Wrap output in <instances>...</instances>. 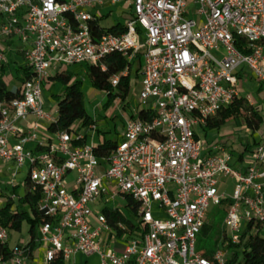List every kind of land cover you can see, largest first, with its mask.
I'll list each match as a JSON object with an SVG mask.
<instances>
[{
    "label": "built area",
    "instance_id": "2783aa9c",
    "mask_svg": "<svg viewBox=\"0 0 264 264\" xmlns=\"http://www.w3.org/2000/svg\"><path fill=\"white\" fill-rule=\"evenodd\" d=\"M118 2L130 7L125 30L99 33L102 8ZM13 40L23 45L29 73L18 97L0 100V164H11V187L28 166L22 184L42 192L38 208L47 220L38 237L45 263L58 255L68 263L80 252L97 254L98 264H227L238 249L229 244L240 242L248 224L264 226V136L242 158L215 142L203 152L198 137L200 126L242 97V70L264 86V0H0V64L7 63ZM112 53L128 63L141 57L140 106L150 117L139 111L127 117L122 139L102 157L92 145L72 144L84 138L82 131L41 136L38 120L56 122L44 110L48 76L74 64L105 70ZM119 78L113 75L111 84ZM29 116L36 121L18 125ZM226 178L234 182L230 195ZM116 196L138 203L137 228L121 250L103 238L112 228L102 209L98 224L90 222L94 205L113 208ZM223 202L226 248L208 258L197 252V237L210 206ZM8 239L0 222V247ZM28 256L27 246L15 244L0 252V264H25Z\"/></svg>",
    "mask_w": 264,
    "mask_h": 264
},
{
    "label": "trees",
    "instance_id": "16d2710c",
    "mask_svg": "<svg viewBox=\"0 0 264 264\" xmlns=\"http://www.w3.org/2000/svg\"><path fill=\"white\" fill-rule=\"evenodd\" d=\"M103 17L101 18V20ZM99 33L109 31L117 33L124 31V24L121 22L115 25H102L99 23ZM139 68L137 72L140 74L142 68V59L138 55ZM106 69L102 70L96 65H86V73L92 87L102 91L105 95V101L102 104V109H106L115 99L125 100L130 90V72L123 75L121 72L127 68L130 69V63L119 53H112L104 59ZM71 66L63 68L61 71L48 76L47 80L60 82L63 86L62 92L53 94L52 97L57 105V118L56 122L51 123L48 129L51 132L57 131H72L77 133L81 127H89L91 124H96L97 119L89 115L85 109L83 91H82V78L69 69ZM29 70L26 66L22 52L16 51L14 54L9 55L7 63L0 64V100H11L19 96V86L21 78L28 76ZM120 73L118 83L113 86L110 78ZM44 89V85H43ZM244 97H238L228 106L221 109L216 116L209 118L204 129L218 130L228 120L233 118H243L245 125L251 129H258L262 124V116L250 105ZM127 105V103H126ZM150 110L142 108L139 110V117L148 119ZM86 134L81 140H73V145H83L85 143ZM117 141L108 139L102 143L93 146L94 153L99 156H107L112 148L116 145ZM251 145H246L243 152L237 153L242 158L245 151L250 150ZM234 153V151H230ZM14 186V190H15ZM42 197V192L39 188L33 192L27 191L25 194L17 199V205L13 207V199H8L6 204L0 208V222L10 229L20 230L23 220L27 219L29 222L28 235L29 241L24 244L29 248V252L36 246L37 239V226L47 220L38 208L39 201ZM21 204H25V209H19ZM138 203L132 200L129 196L125 197L123 210L120 208H104L103 213L106 216L107 222L112 228V231L117 236L123 234H133L137 228ZM219 219H222L223 213L221 212ZM119 224L124 226L121 229ZM212 224L205 222L201 229V235L206 236ZM9 233V232H8ZM9 241V239H8ZM7 243L0 247V252H7L9 247ZM23 245V243H18ZM231 247L238 249L234 250L228 255L227 264H264V226L260 224L253 225L249 223L243 231L240 242L238 244H229ZM214 251H202L201 255L211 258ZM45 264H64L61 255H58L49 263Z\"/></svg>",
    "mask_w": 264,
    "mask_h": 264
},
{
    "label": "rangeland",
    "instance_id": "374dc122",
    "mask_svg": "<svg viewBox=\"0 0 264 264\" xmlns=\"http://www.w3.org/2000/svg\"><path fill=\"white\" fill-rule=\"evenodd\" d=\"M106 10V12H112L113 14V6H105L103 8ZM116 15H123L122 14V8H119L117 11L115 10ZM124 19L122 18V21ZM17 45L20 44L19 41H16ZM69 69L76 73L78 69L81 71V73L78 75L82 78V91H83V99H84V105L86 111L90 115H92L93 112L96 113V118L98 117V114H100L102 111L106 116H109V118L113 117L114 119H121L122 117L129 116L134 111V107L137 104H141V100L139 99V86L134 85L135 84V74L133 72L134 69H132L131 73V87L129 90V93L125 100L121 101L119 99L113 100V102L107 107L106 109H102V104L105 101V95L102 91L97 90L96 88L92 87L87 73L84 71L82 64H74L69 67ZM245 85L246 88L243 87ZM240 93L243 97L249 96L253 100L259 99V93L256 86V83L253 81L242 79L239 82ZM44 88L46 92L44 93V110L45 112L55 116L56 115V103L52 97L53 94H57L61 88H63L62 84L60 82L56 81H50L47 80L44 83ZM129 103L126 105V103ZM248 104V103H247ZM38 124L44 128H47L49 126V123L45 120H38ZM198 137L203 142L204 149L203 152H207L209 148H212V143H219L220 145H228L229 150L237 151L242 148L243 144H246L248 142H252V135L250 133V130L244 123V119L241 117L239 118H233L228 120L222 127H220L218 130H211L209 128L204 129L203 127L198 128ZM211 145V146H207ZM250 151H245L244 156L247 157ZM28 175V166H23L20 170H18V173L14 177V181L19 184L22 182V180ZM0 178V182H9V176H7L5 179ZM72 179V176H67V181H70ZM225 182L222 183V185L226 184V191L230 195L233 188V180L230 178H226L224 180ZM70 188V186H69ZM13 191L10 189L9 193H12ZM18 195L20 196L22 194V187L19 186L17 189ZM121 206L124 205L123 201H119ZM26 206H20L21 209H25ZM226 208V203L223 202L220 205H211L209 212L206 217V222H209L212 224L208 234L206 236L201 235V233L198 234L197 237V243H196V250L197 252L202 251H215L216 249L220 248L224 249L226 248L222 244V238L224 236V227H223V217H224V211ZM223 213L222 219H219L220 213ZM28 228H29V222L27 219L23 220L21 224L20 230L10 229L9 233L12 236L10 245H12L13 242L20 240L21 237H26L28 234ZM13 246V245H12ZM232 249V248H230ZM68 264V263H64ZM72 264V262H70ZM90 264V263H88ZM95 264V263H94Z\"/></svg>",
    "mask_w": 264,
    "mask_h": 264
},
{
    "label": "crops",
    "instance_id": "0c3cea01",
    "mask_svg": "<svg viewBox=\"0 0 264 264\" xmlns=\"http://www.w3.org/2000/svg\"><path fill=\"white\" fill-rule=\"evenodd\" d=\"M109 6V5H106ZM105 7V6H104ZM103 7V8H104ZM102 8V13H103V19L101 20V24L102 25H115L118 22H121L124 24L125 20L129 17L131 11H130V7L128 6V4L126 2H118L116 4L113 5V14L112 12H106V10H104ZM119 8H122V14L123 15H116L115 10L117 11ZM122 18L124 19L122 21ZM11 47H12V52L11 54H14L16 51H20V49L23 47V45L20 43L19 45H17L16 40H13L11 42ZM84 71H82V73L86 72V65H82ZM139 68V61L138 58H135L131 63H130V69L128 70V72H130V77H131V73H132V69L134 74H135V84L136 86H139L140 88V74L137 72ZM63 70V68H59L57 70H54L52 72L55 73L56 71H61ZM77 74L81 73V71L78 69V71H76ZM245 79V80H249V81H253L254 83H256L257 89H258V93H259V99L258 100H253L252 98H250V101H247L250 105H252L254 107V109L262 116V120H264V86H262L260 83H258L256 81V79L252 76V74L250 72H248L247 70H242L239 73V82L240 80ZM130 83H131V79H130ZM131 87V85H130ZM244 88L245 85H243ZM242 88V87H241ZM239 87V90L241 89ZM62 89L58 92L61 93ZM46 92L45 88L43 89V99H44V93ZM243 97V96H242ZM106 99V98H105ZM126 99V98H125ZM120 100V99H119ZM129 103L127 102V105ZM141 109L140 104H137L134 107V111L133 113H131L129 116H125L122 117L121 119H114L113 117L109 118V116H106L102 111H100L101 113L98 114V117L96 118V113L93 112L92 113V117L96 118V124H95V129H92L90 127H81L78 131H82L84 133V135L86 134V139H85V143L84 144H88V145H96L98 143H102L104 140H108V139H112L115 141H120L122 139V131H123V127H124V122L126 120L127 117L130 116H134L137 111H139ZM88 112V111H87ZM51 115V114H50ZM90 115V114H89ZM53 118H57V105H56V115L53 116L51 115ZM35 120V118L33 116H29L26 120L18 122V125L23 126L24 128L29 127ZM48 122V121H46ZM264 122V121H262ZM50 125V122H48ZM40 126V125H39ZM249 129V128H248ZM250 130V133L252 135V142H248L246 144L242 145V148L237 151H234V153H232L234 156H238L237 153L243 152L244 147L246 145H251V148L249 151H251L254 146L262 139V136H264V128H262V124L259 126L258 129L255 130ZM41 136H47L48 138H51V140L56 139V132H51L48 127L44 128L42 126H40V133ZM229 152L231 150L228 149V145H223ZM233 151V150H232ZM231 153V152H230ZM10 163L8 164H0V178L2 177L3 179H5L8 176V167H10ZM69 175L72 176V179L69 181V185L71 184L75 173L71 172ZM68 175V176H69ZM27 177V176H26ZM26 177L22 180V182L26 179ZM2 179V180H3ZM19 183L17 184L15 187L16 191L14 190V187H11L7 184V182H0V196L2 199V203H1V207L4 206L7 202V200L9 199V191L10 189L13 191L12 193L16 194V198L13 199V207H15L17 205V199L21 196H23L25 194V192L30 191L33 192V190H30V186L28 184H22ZM21 186L22 187V194L19 196L17 189L18 187ZM119 201H123L125 203V199H123L120 196H116L115 199L113 200V208H120L123 210V206H121ZM20 206H24L25 204H21ZM20 208V207H19ZM104 208H110L112 209V207L110 206H105ZM102 206L98 204L94 205V214L90 217V222L92 224V226H96L98 224L97 220H96V216L95 214L100 211H103ZM38 227L37 226V243L36 246L29 252V256L27 258V261L25 264H45L44 261V254H45V248L46 245L43 244L42 242L39 241V237H38ZM9 232V230H8ZM129 237V234H123L120 236H117L115 232L112 231V233H104L103 234V238H105L107 240V244L117 250H121L123 247V244L125 242V240ZM12 236L9 233V241H8V245L9 247H12V245L18 244V243H23L26 244L30 237L27 234L26 237H21L20 240H17L15 242L12 243V245H10V241H11ZM70 262H72V264H98L99 262V257L97 254H91V255H84L80 252L75 253L71 259L69 260L68 264H70ZM65 263V262H64Z\"/></svg>",
    "mask_w": 264,
    "mask_h": 264
}]
</instances>
